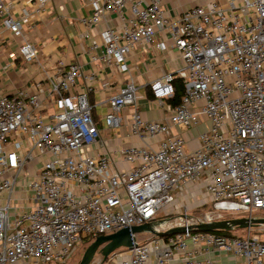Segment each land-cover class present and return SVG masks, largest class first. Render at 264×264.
I'll use <instances>...</instances> for the list:
<instances>
[{
    "label": "built area",
    "instance_id": "1",
    "mask_svg": "<svg viewBox=\"0 0 264 264\" xmlns=\"http://www.w3.org/2000/svg\"><path fill=\"white\" fill-rule=\"evenodd\" d=\"M15 1L21 4L17 17ZM51 1L0 0V28L24 37L25 26ZM83 1L92 9L84 19L89 27L129 9L125 27L100 32L103 61L121 72L131 71L127 58L134 45L152 44L158 32L169 31L184 60L177 74L184 94L165 119L155 121L140 115L132 77L109 98L107 126L119 127L122 113L133 106L132 133L145 142L121 149L128 169L90 150L100 128L90 88L70 91L82 76L78 63L48 76L49 103L38 91L0 96V264H64L85 239L154 221L166 207L179 212L184 199L211 203L212 210L201 217L186 213L187 223L180 225L227 219L221 210L264 217L254 214L264 211V0H227V9L199 4L174 18L162 0ZM155 47L163 50L165 43ZM19 54L26 62L38 59L27 39ZM174 78L151 83L161 104L175 93ZM203 116L209 127L189 150L182 133L172 129L197 127ZM252 228L246 238L186 232L136 239L107 263L220 264L209 255L216 252L240 258L237 264H264V241Z\"/></svg>",
    "mask_w": 264,
    "mask_h": 264
},
{
    "label": "crops",
    "instance_id": "2",
    "mask_svg": "<svg viewBox=\"0 0 264 264\" xmlns=\"http://www.w3.org/2000/svg\"><path fill=\"white\" fill-rule=\"evenodd\" d=\"M146 5L149 0H142ZM163 8L170 17L180 16L194 5L216 3L224 9L229 7L227 0H162ZM13 17L19 16L20 1L14 2ZM92 14L91 7L83 0H52L43 10L32 17L25 26L24 37L16 36L5 28H0V96H11L19 91H38L40 99L51 102V85L48 76L57 74L70 63H78L82 76L71 86L72 93H79L90 88L89 100L94 117L100 128V135L90 150L94 154H105L120 169H128L129 164L122 162L120 151L132 145H144L145 142L132 133L131 116L133 106H128L122 113L123 121L119 127L109 128L105 122L108 100L128 78L132 77L138 88V111L143 119L155 121L165 119L169 106L168 98L161 104L153 97L150 85L156 80H164L173 75L177 79L179 70L184 65L169 31H160L152 44L139 43L131 49L127 62L131 71L121 72L116 65L103 61L105 46L100 32L106 27L121 30L131 17L128 8L122 13H110L99 24L89 27L84 19ZM24 39L30 41L38 51V59L26 62L19 54V45ZM165 43V49H157L156 43ZM94 44L97 45L94 48ZM92 56H95L94 60ZM42 83V87L36 85ZM51 107V104H49ZM209 127V121L203 116L202 123L192 129L173 127L174 133L181 132L187 149H195L200 143L199 135ZM189 191H187L188 193ZM190 193V192H189ZM190 194H185L189 198ZM184 197V198H185ZM258 226L252 228L251 233ZM259 228V227H258ZM220 264H237L240 258L225 253H210ZM203 254L200 258H205ZM105 264H108L107 262Z\"/></svg>",
    "mask_w": 264,
    "mask_h": 264
},
{
    "label": "water",
    "instance_id": "3",
    "mask_svg": "<svg viewBox=\"0 0 264 264\" xmlns=\"http://www.w3.org/2000/svg\"><path fill=\"white\" fill-rule=\"evenodd\" d=\"M162 223L163 220H154L132 227H124L108 235L98 236L86 248L79 264H91L97 253H101L103 255V262H107L109 256L116 250L121 248H132L136 245L137 235L141 233H151L154 236L164 238L186 232H214L215 230H231L236 227L252 228L264 225V217L227 218L199 224L180 225L166 231H160L158 230V226Z\"/></svg>",
    "mask_w": 264,
    "mask_h": 264
},
{
    "label": "rangeland",
    "instance_id": "4",
    "mask_svg": "<svg viewBox=\"0 0 264 264\" xmlns=\"http://www.w3.org/2000/svg\"><path fill=\"white\" fill-rule=\"evenodd\" d=\"M178 204L180 206L179 212L175 211L176 209L170 210V207H166L158 213L156 220H163V223L158 226V230L166 231L172 227L187 223L188 218H183L186 213L189 217H201L205 213L212 210L211 203L204 206L199 201L194 202V200L190 199L180 200ZM220 213L225 218H242L248 215V213L238 210H221ZM254 214L255 216H264V211H256ZM258 227L256 228V231L252 232V235H256L259 237L260 240L264 241V225ZM226 231L229 235L235 237L246 238L248 236V228L236 227ZM154 237L155 236L151 233H141L137 236L136 239L139 243H144ZM92 241V239H85L81 244H79L76 251L69 257V259L64 264H79L86 250L85 247L89 246ZM91 264H104L103 255L101 253H97Z\"/></svg>",
    "mask_w": 264,
    "mask_h": 264
},
{
    "label": "trees",
    "instance_id": "5",
    "mask_svg": "<svg viewBox=\"0 0 264 264\" xmlns=\"http://www.w3.org/2000/svg\"><path fill=\"white\" fill-rule=\"evenodd\" d=\"M173 82H174V84H175V86H176V91H175V93L173 94V96L169 97L167 100H168V102H169L172 106H175V105H177V104L181 101V98H182V96H183V94H184V86H183V82H182V80H180L179 78L175 79ZM151 93H152V95H153L152 90H151ZM153 97H154V95H153ZM214 232L217 233V234L229 235V234L227 233L226 230H215ZM92 242H93V241H92ZM92 242H91V243H92ZM89 245H90V244H89ZM87 247H88V246H86L85 249H86ZM105 263H106V262H104V264H105Z\"/></svg>",
    "mask_w": 264,
    "mask_h": 264
}]
</instances>
